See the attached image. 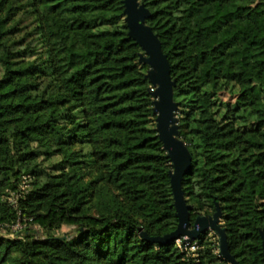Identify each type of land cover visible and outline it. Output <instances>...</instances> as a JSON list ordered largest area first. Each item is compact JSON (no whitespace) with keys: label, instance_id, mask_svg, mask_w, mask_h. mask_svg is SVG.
<instances>
[{"label":"trees","instance_id":"trees-1","mask_svg":"<svg viewBox=\"0 0 264 264\" xmlns=\"http://www.w3.org/2000/svg\"><path fill=\"white\" fill-rule=\"evenodd\" d=\"M139 1L176 81L190 227L218 204L231 255L264 264V0ZM141 52L122 0H0V264H230L205 234L149 240L178 218Z\"/></svg>","mask_w":264,"mask_h":264},{"label":"water","instance_id":"water-1","mask_svg":"<svg viewBox=\"0 0 264 264\" xmlns=\"http://www.w3.org/2000/svg\"><path fill=\"white\" fill-rule=\"evenodd\" d=\"M122 2L129 35L142 49L140 63L149 67L146 78L154 87L152 95L156 130L172 164L169 175L178 226L175 231L164 237L149 238V240L163 245L173 243L182 237L185 242H193L208 231H213L219 238V255L230 264H239L229 251L226 228L221 222L223 214L218 204L213 215L197 216L193 226L190 227V212L193 207L186 202L182 182L192 168V155L186 143L180 138L177 116L179 104L174 99L176 81L172 78L171 65L162 49L158 34L147 24V20L151 17L148 8L139 0H122Z\"/></svg>","mask_w":264,"mask_h":264},{"label":"rangeland","instance_id":"rangeland-1","mask_svg":"<svg viewBox=\"0 0 264 264\" xmlns=\"http://www.w3.org/2000/svg\"><path fill=\"white\" fill-rule=\"evenodd\" d=\"M157 23L158 24L155 25L156 28L161 26V25H164L165 21L161 20V21H159ZM257 61L261 62V64H255L254 72L256 74V78L259 81L264 83V54H262L260 56H257L256 59H253V62H257ZM223 100L224 101H232L233 102L234 98L230 97L229 95H225L223 97ZM49 165H50V162H48L46 164L47 167H49ZM25 181L26 180H24L23 182L25 183ZM21 185H23V184H21ZM20 188H21V190L23 188L26 189L25 185L23 186V188H22V186H20ZM18 193L11 192V191H9L7 189L3 193L4 195L2 197V201L4 203H6V204H11L12 203V205L14 206V209L18 208V205L16 203ZM4 212L5 211L0 210V214H3ZM27 221H29V218L27 217V215H24V216L18 218L16 220V222L11 225V229L13 230V232L8 234V235H4V237L12 238L14 240L22 238L23 236L22 235H20V236L16 235V232L19 231L21 228H25L28 225ZM222 223H223V221H222ZM71 229H72L71 226H65V227L62 228V232L63 233L64 232H69V231H71ZM205 237H206V239H209V240L212 239V241L217 243L218 247H219V238L215 235V233L213 231H208L205 234ZM175 245L177 247H179L182 251L189 252V253H197L198 249L200 248L198 242H196L195 244H192V245H185V242L182 241V240L176 241ZM216 252L219 254V248H218V250H216ZM21 258H22L21 253L19 251L15 250V248H12V250H11V259L9 260V264H17L21 260ZM58 263L59 264H72V262L68 261V260L61 261V262H58Z\"/></svg>","mask_w":264,"mask_h":264},{"label":"built area","instance_id":"built-area-1","mask_svg":"<svg viewBox=\"0 0 264 264\" xmlns=\"http://www.w3.org/2000/svg\"><path fill=\"white\" fill-rule=\"evenodd\" d=\"M179 241V240H177ZM185 242V241H184ZM196 242H185V245H192V244H195Z\"/></svg>","mask_w":264,"mask_h":264},{"label":"flooded vegetation","instance_id":"flooded-vegetation-1","mask_svg":"<svg viewBox=\"0 0 264 264\" xmlns=\"http://www.w3.org/2000/svg\"><path fill=\"white\" fill-rule=\"evenodd\" d=\"M222 222V221H221Z\"/></svg>","mask_w":264,"mask_h":264}]
</instances>
